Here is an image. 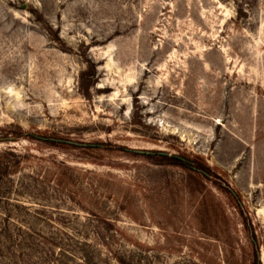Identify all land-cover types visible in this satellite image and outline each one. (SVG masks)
I'll list each match as a JSON object with an SVG mask.
<instances>
[{
    "label": "rangeland",
    "instance_id": "374dc122",
    "mask_svg": "<svg viewBox=\"0 0 264 264\" xmlns=\"http://www.w3.org/2000/svg\"><path fill=\"white\" fill-rule=\"evenodd\" d=\"M0 244L264 264V0H0Z\"/></svg>",
    "mask_w": 264,
    "mask_h": 264
},
{
    "label": "water",
    "instance_id": "95a60500",
    "mask_svg": "<svg viewBox=\"0 0 264 264\" xmlns=\"http://www.w3.org/2000/svg\"><path fill=\"white\" fill-rule=\"evenodd\" d=\"M131 153H135V154H139V155H144V156H150V155H156L152 152H147V151H130ZM158 155H162V156H165V157H171L167 154H164V153H160ZM177 158V157H175ZM178 159V158H177ZM182 162H185V160L181 159ZM192 170L196 171L197 169L194 168V167H191ZM202 174H204L205 176H207V174H205L204 172H202Z\"/></svg>",
    "mask_w": 264,
    "mask_h": 264
},
{
    "label": "trees",
    "instance_id": "16d2710c",
    "mask_svg": "<svg viewBox=\"0 0 264 264\" xmlns=\"http://www.w3.org/2000/svg\"><path fill=\"white\" fill-rule=\"evenodd\" d=\"M52 142H55V141H52ZM163 158H166V157H163ZM171 159H173L174 161H176V162H179V163H183L182 161H181V158H175V157H173V158H171ZM183 159V158H182ZM184 160V159H183ZM0 246H1V244H0Z\"/></svg>",
    "mask_w": 264,
    "mask_h": 264
}]
</instances>
